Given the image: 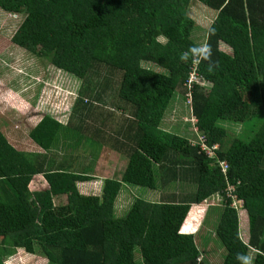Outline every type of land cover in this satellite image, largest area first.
Masks as SVG:
<instances>
[{"label":"trees","instance_id":"obj_1","mask_svg":"<svg viewBox=\"0 0 264 264\" xmlns=\"http://www.w3.org/2000/svg\"><path fill=\"white\" fill-rule=\"evenodd\" d=\"M191 1L0 0L2 11L22 16L16 46L81 80L68 123L44 115L29 133L45 154L21 152L0 133V264L42 236L38 251L50 264H210L196 243L201 231L180 232L191 209L216 195L224 204L204 246L214 237L223 264H237V253L264 258V121L237 168L224 172L221 164L231 160L220 125L244 123L250 108L264 119V0H193L217 12L201 43L218 62L212 72L206 61L180 60L200 45L191 39ZM176 90L192 106L202 137L196 145L161 129ZM102 149L123 157L126 167L120 179L105 180L101 196L82 194L79 184L95 179L83 152L97 160ZM36 175L46 184L34 196ZM178 182L186 193L139 198L118 214L126 184L156 191ZM230 195L244 203L247 244ZM48 205L54 231L38 220Z\"/></svg>","mask_w":264,"mask_h":264},{"label":"rangeland","instance_id":"obj_2","mask_svg":"<svg viewBox=\"0 0 264 264\" xmlns=\"http://www.w3.org/2000/svg\"><path fill=\"white\" fill-rule=\"evenodd\" d=\"M190 3L187 14L194 21L196 27L191 39L195 44H201L205 39L204 32L207 33L217 12L196 1L192 0ZM22 20L21 15H13L0 9V133L17 150L30 155H41L45 152L30 138V131L43 119L44 115L56 117L66 125L71 117V108L78 97L81 80L52 66L45 60L35 58L13 43L14 32ZM220 50L228 54L232 53V50L224 43H220ZM158 71L162 72V69ZM182 91L176 90V97L166 119L161 123V129L184 137L196 145V142H199L202 137L197 130V120L192 115V106L185 99V91ZM249 111L244 123L228 121L220 124L228 134L225 147L230 150L228 157L231 160L229 164L226 162L221 164L223 172L230 168H237L248 139L256 132L257 126H260V123L264 121L261 110L254 111L250 108ZM63 153L66 154L64 150ZM63 153H56L59 160L63 157ZM83 153L85 154L84 158H90L93 161L92 174L95 175V179L91 182L80 183L79 190L85 195L101 196L105 180L107 178L120 179L127 161L105 149H102L97 160L96 156H89L87 151L84 150ZM209 153L213 155L211 150ZM35 177L29 186L33 190L34 196L42 191L43 184L40 181L44 185L46 184L42 176L36 175ZM185 186L178 182L153 191L126 184L117 203L118 214H123L136 199L158 202L173 193H186L188 190ZM228 191L231 193L234 189L229 188ZM55 201L56 204H58L57 202L65 203L66 197ZM223 204V199L216 195L206 201L203 207L194 206L186 222V225L190 224L191 226L193 223L199 222L198 230L201 228V232L199 231L200 233L197 235L196 243L197 246H202L204 251L206 250L205 257L210 264H223L226 256L221 244L214 237L206 243L207 246H204L202 241L206 234H210L209 230L211 231L212 223L215 222L216 213L214 212L223 208ZM235 205L232 207L240 212L241 237L247 244L249 242L248 219L243 205ZM39 210L38 220L45 221L42 222L44 229L56 230L57 225L53 226V222L48 218L51 216L49 205ZM63 223L64 221L60 225L62 226ZM182 232L192 233L191 230L186 232L185 228ZM38 239L44 241L45 237L42 236ZM38 239L28 240L26 246L19 249L15 255L3 257L4 262L7 264H50L38 251L39 246L36 242ZM250 255L254 257V264H264V258L260 254L251 251Z\"/></svg>","mask_w":264,"mask_h":264},{"label":"clouds","instance_id":"obj_3","mask_svg":"<svg viewBox=\"0 0 264 264\" xmlns=\"http://www.w3.org/2000/svg\"><path fill=\"white\" fill-rule=\"evenodd\" d=\"M213 34H214V30H213ZM212 55H213V53H212L211 45L208 43H203L200 45L192 46L188 49V51L183 52L180 56V60L182 62H187V61H189V59H191L192 63H194V64H199L201 61H206L208 63V71L212 72L214 70V68L218 66V62L212 59ZM54 118H56V117H54ZM231 200L233 201L231 206H233L234 204H236V206L241 205L240 202H242V201H239L238 199L233 200L232 198H231ZM203 205H200V206L203 207ZM233 209H235V208H233ZM188 218H189V216H188ZM188 218L186 219L180 233H181V235H186V236H190V235L196 236L200 231V230H198L199 229L198 228L199 222L192 224L191 228L189 229L192 231L191 234H185L182 232L183 229L186 228V222H187ZM198 221H199V219H198ZM236 261H237V264H254V257L248 253H237L236 254Z\"/></svg>","mask_w":264,"mask_h":264},{"label":"built area","instance_id":"obj_4","mask_svg":"<svg viewBox=\"0 0 264 264\" xmlns=\"http://www.w3.org/2000/svg\"><path fill=\"white\" fill-rule=\"evenodd\" d=\"M208 152H209V150H208ZM209 154H210V153H209ZM212 154H213V152H212ZM233 192H234V191H233ZM231 193H232V192H231ZM229 198H230V199L232 198L233 200H236V198H235L234 196H232V195H230ZM240 204H241V206L244 205L243 202H240ZM235 206H236V205H235Z\"/></svg>","mask_w":264,"mask_h":264},{"label":"crops","instance_id":"obj_5","mask_svg":"<svg viewBox=\"0 0 264 264\" xmlns=\"http://www.w3.org/2000/svg\"><path fill=\"white\" fill-rule=\"evenodd\" d=\"M43 185H42V187H44L45 188V185H44V183H42Z\"/></svg>","mask_w":264,"mask_h":264},{"label":"water","instance_id":"obj_6","mask_svg":"<svg viewBox=\"0 0 264 264\" xmlns=\"http://www.w3.org/2000/svg\"><path fill=\"white\" fill-rule=\"evenodd\" d=\"M203 205V204H202Z\"/></svg>","mask_w":264,"mask_h":264}]
</instances>
